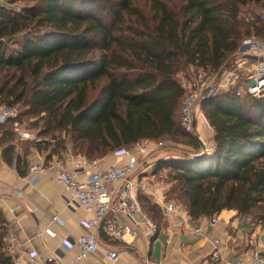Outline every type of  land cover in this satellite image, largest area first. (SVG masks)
Wrapping results in <instances>:
<instances>
[{"label": "trees", "instance_id": "trees-1", "mask_svg": "<svg viewBox=\"0 0 264 264\" xmlns=\"http://www.w3.org/2000/svg\"><path fill=\"white\" fill-rule=\"evenodd\" d=\"M19 1L0 4V107L19 106L35 120L37 138H50L24 142L17 155L11 125L0 124L4 159L21 177L30 149L58 155L69 148L94 161L163 141L197 154V140L179 123V76H217L242 40L264 42V18L241 17L251 5L264 10V0H24L32 4L18 10ZM199 107L213 150L160 158L154 175L167 171L168 198L191 220L235 211L264 222V213L255 217L264 204V97L231 88ZM138 200L160 223L158 207ZM6 235L0 214V264H12Z\"/></svg>", "mask_w": 264, "mask_h": 264}, {"label": "crops", "instance_id": "crops-1", "mask_svg": "<svg viewBox=\"0 0 264 264\" xmlns=\"http://www.w3.org/2000/svg\"><path fill=\"white\" fill-rule=\"evenodd\" d=\"M200 112L197 108L194 110V128L206 146L213 150L214 132ZM144 148L147 149L145 154H140L139 150ZM158 149V143L149 141L131 148L139 159L151 156ZM3 151L0 144V214L7 231L5 252L12 264H39L50 257L60 264H233L238 259L247 260L254 251L264 252V226L253 224L252 220L246 222L248 216L223 211L213 218L191 220L179 208L176 213L167 214L162 203L164 195L161 188L149 185L146 182L148 177L143 175L145 172L138 167L132 176L135 184L132 195L139 205L138 197L142 194L154 198V202L158 203L161 214L158 224L140 205L157 225L156 233L149 234L140 225L137 227V237L133 241L127 238L126 243L112 241L99 230L97 252L88 260L75 263V244L88 233L83 222L89 215L71 193L58 186L55 167L63 164L70 173H75L79 180L84 181L91 173L124 165L123 150L94 160V165L89 162L75 172V162L84 157L73 154L69 148L58 155L30 149L26 159L28 168L23 177L18 174L15 163L11 166L6 164ZM16 154L22 156V152ZM167 158L168 155L161 160L167 161ZM54 216L59 217L58 223L51 222ZM45 229H51L55 237L46 235ZM216 249L218 258L213 260L211 254ZM109 251L118 255L113 263L106 258Z\"/></svg>", "mask_w": 264, "mask_h": 264}, {"label": "built area", "instance_id": "built-area-1", "mask_svg": "<svg viewBox=\"0 0 264 264\" xmlns=\"http://www.w3.org/2000/svg\"><path fill=\"white\" fill-rule=\"evenodd\" d=\"M236 56H240L236 62L238 68H243V75L246 78L247 94L256 97H264V42L255 38L242 40ZM249 62V65H247ZM221 73V78L228 85H235L240 77L239 73L230 74L224 78L226 69ZM220 73L217 75L219 76ZM205 75L197 72L192 78L181 77L180 85L185 90L181 100L179 123L184 131L193 134L195 117L194 110L208 96L213 95L212 89L205 88L202 79ZM221 85V82L219 83ZM224 88V87H222ZM237 95L240 93L237 92ZM201 115H203L200 112ZM203 117V116H202ZM10 124L15 137L21 140H35L36 137L26 129V124L19 120L15 108L3 107L0 109V124ZM200 140V139H199ZM37 141V140H36ZM159 148L162 143H158ZM146 148L140 149V154H145ZM212 150L202 144L199 152L210 154ZM125 163L122 166L112 167L101 173H91L84 181L79 180L75 173H70L63 164L55 167V176L58 186L72 194L73 199L86 211L89 218L83 222L88 229L76 241V254L73 256L75 263L91 258L99 248L98 231L108 239L117 242H127V238L133 241L137 237V227L143 226L149 234H155L157 225L152 222L141 208L132 192L135 188L132 176L139 166V157L131 149L123 150ZM93 165L95 161H88L80 158L74 164L75 172H78L88 163ZM35 171V169H32ZM164 211L167 214H174L177 207L173 203H164ZM140 217V220L138 218ZM246 222L251 219L247 217ZM51 222L58 223L59 217L54 216ZM44 233L51 238L55 233L51 229H45ZM218 244L217 242H215ZM219 252L217 249L212 252L211 258L216 260ZM118 255L109 251L106 258L110 262H115ZM39 264H60L56 259L48 258ZM233 264H264V252L254 251L247 259L235 260Z\"/></svg>", "mask_w": 264, "mask_h": 264}, {"label": "rangeland", "instance_id": "rangeland-1", "mask_svg": "<svg viewBox=\"0 0 264 264\" xmlns=\"http://www.w3.org/2000/svg\"><path fill=\"white\" fill-rule=\"evenodd\" d=\"M10 2V1H9ZM0 4L2 5H7V0H0ZM32 4L31 1H24L21 0L18 3L15 4V8H17L18 10L20 9V7H23L25 5L30 6ZM177 7H179V5H176ZM241 17L246 19V20H252L253 18H257L259 17L260 19L264 18V10L259 9L257 6L251 5L249 7L246 8H242L241 9ZM263 41V40H262ZM232 59L228 60L227 62V67H226V74L224 76V78H227L231 73L235 74V73H239L242 77L239 78V80L237 81V83L233 86L228 85L227 83H224L223 79L221 78V73L219 76H211L206 78L205 76L202 79V83H205V88L207 89H212L211 93L217 94L223 91H229L231 88H235L236 91L238 93H240L241 96L247 94V87H246V78L245 75H243V68H238L240 66H236V62L238 61V59H240V56H232ZM249 65V62L248 64ZM187 78L190 79L192 78L195 74L189 71V73H187ZM181 77L184 76H179L178 81L181 80ZM221 82V85L219 84ZM224 87V88H222ZM199 107V105H198ZM3 108L2 106L0 107V109ZM17 111L19 120L24 122L26 124V129H28L30 132L33 133V135L36 137L35 140H21V139H17L14 135L15 133L13 132V143L15 144V150L16 152H22V150L25 148L24 146V142H50V138H37V131L35 130L33 124L35 122V120L31 119H25L22 117V109L19 106L14 107ZM197 110H201L200 107ZM195 137V139L197 140L199 147H202V144H205L204 140H201V138L198 136V132L197 130L195 132H193V134H191ZM200 139V140H199ZM37 140V141H36ZM42 144V143H41ZM46 144V143H44ZM48 144V143H47ZM175 146V145H174ZM172 144L167 143V142H163L162 141V147H160L158 150L154 151L151 156L149 157H145V158H140L138 163H139V170H141L143 173V175H145L146 177H148V179L146 180V182L153 186L156 185V187L161 188L162 193L164 195V197L162 198V203H173L177 208H179L180 210H184V208L178 204L176 201L169 199L168 198V192L171 188L170 184L166 183V175H167V171H162L161 173L155 174L154 175V170H155V163L157 162V160H159L160 158H164L167 154H165L166 152L169 151L170 154H168V158L167 161L169 159H172L171 155L176 156V158H184V155L188 152H190V154H193L196 152H194L193 150L191 151L189 147H185L182 145H177L174 147ZM206 146V144H205ZM207 147V146H206ZM208 148V147H207ZM209 149V148H208ZM198 151V150H197ZM50 152V151H49ZM183 153V154H181ZM189 154V153H188ZM190 158V157H189ZM146 166V168H144ZM155 177H153V176ZM145 198H147V200L152 204L158 207V203L156 204L154 202V198L152 197H148L146 195H143ZM264 213V204L257 209V211L255 212V217H259V214ZM255 220V218H254ZM253 220V221H254ZM261 222V223H260ZM258 224H260L261 226H264V222L262 221H258Z\"/></svg>", "mask_w": 264, "mask_h": 264}, {"label": "water", "instance_id": "water-1", "mask_svg": "<svg viewBox=\"0 0 264 264\" xmlns=\"http://www.w3.org/2000/svg\"><path fill=\"white\" fill-rule=\"evenodd\" d=\"M201 155H209L207 153L198 152L194 157L199 158Z\"/></svg>", "mask_w": 264, "mask_h": 264}]
</instances>
